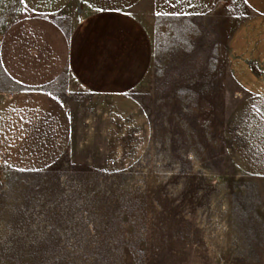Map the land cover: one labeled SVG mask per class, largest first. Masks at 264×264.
<instances>
[{
    "label": "rangeland",
    "instance_id": "374dc122",
    "mask_svg": "<svg viewBox=\"0 0 264 264\" xmlns=\"http://www.w3.org/2000/svg\"><path fill=\"white\" fill-rule=\"evenodd\" d=\"M79 9L53 16L68 38ZM133 12L143 74L113 64L82 81L68 62L27 86L4 61L29 58L5 36L34 15L0 0V264H264V177L227 149L241 93L226 46L248 8L142 0Z\"/></svg>",
    "mask_w": 264,
    "mask_h": 264
},
{
    "label": "crops",
    "instance_id": "0c3cea01",
    "mask_svg": "<svg viewBox=\"0 0 264 264\" xmlns=\"http://www.w3.org/2000/svg\"><path fill=\"white\" fill-rule=\"evenodd\" d=\"M21 1L34 17L13 25L5 41L17 48L16 54L29 60L4 61L10 76L19 83L37 86L48 82L68 62L81 73L82 77L78 76L82 81L87 77L82 71L100 77L97 72L113 64L141 74L147 69L148 34L133 12L142 0ZM242 1L250 14L231 30L226 46L228 69L241 93L228 119L227 149L243 172L264 177V0ZM74 2L81 9L76 12V24L68 38L53 16L74 7ZM40 71L45 74L36 80ZM102 75V84L109 86L110 73Z\"/></svg>",
    "mask_w": 264,
    "mask_h": 264
}]
</instances>
